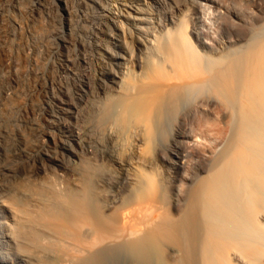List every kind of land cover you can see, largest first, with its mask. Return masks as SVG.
I'll list each match as a JSON object with an SVG mask.
<instances>
[{
	"label": "bare ground",
	"instance_id": "6f19581e",
	"mask_svg": "<svg viewBox=\"0 0 264 264\" xmlns=\"http://www.w3.org/2000/svg\"><path fill=\"white\" fill-rule=\"evenodd\" d=\"M87 1L64 139L43 175L0 168V264H264V10L210 31L197 0Z\"/></svg>",
	"mask_w": 264,
	"mask_h": 264
},
{
	"label": "rangeland",
	"instance_id": "374dc122",
	"mask_svg": "<svg viewBox=\"0 0 264 264\" xmlns=\"http://www.w3.org/2000/svg\"><path fill=\"white\" fill-rule=\"evenodd\" d=\"M85 1L64 0V5L63 0H0V168L43 175L44 170H36V160L37 152L45 148L44 139L50 132L57 143L64 139L51 128L61 122L55 117L59 98L77 100V80L67 76L61 65L66 52L76 60L75 47L65 50L62 41L68 38L75 42L73 46H83L81 39L87 38L96 20L91 2ZM197 1L201 28L210 31L218 28L222 10L248 21L258 19L264 10V0ZM52 149L62 155L60 148ZM55 172L48 168V174Z\"/></svg>",
	"mask_w": 264,
	"mask_h": 264
}]
</instances>
